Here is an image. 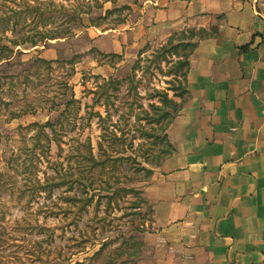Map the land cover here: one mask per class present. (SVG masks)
<instances>
[{"label":"rangeland","instance_id":"1","mask_svg":"<svg viewBox=\"0 0 264 264\" xmlns=\"http://www.w3.org/2000/svg\"><path fill=\"white\" fill-rule=\"evenodd\" d=\"M3 1L13 9L18 5L21 11L26 7H38V3H46L42 7L53 18L39 29L44 33H61L72 25L78 27L65 37L42 42L34 48L17 47L8 61L0 63V81L3 76L10 77L0 90V177L7 181L5 187L0 186V264H58L68 257L71 262L86 261L98 251L101 243L115 241L112 245L117 246L121 237L130 235L143 244L139 235L155 228L151 224L149 205L132 208V203L139 202V198L135 200L127 196L111 207L105 205L106 199L103 198L100 206L95 207L92 202L80 212L78 204L71 200L75 196H86L80 186L74 185L70 189L66 180L64 186L53 190L49 196L41 192L31 197L27 192L23 193L24 179L15 175L9 160L17 154H21L23 159L31 149L30 137L34 131L26 132L21 128L34 123H56L61 119V123L66 124L65 132L58 136L61 150L55 141L51 142L49 160L57 163L55 169L61 175L72 173L75 161L80 160L78 153L84 152L83 146L87 141H90L95 154L98 152L97 143L103 141L100 139L101 130L96 114L105 117V112L102 106L92 107L93 98L98 97L94 94L101 92L103 79L112 77L115 81L126 80L119 92L112 94L113 106L109 108L110 116L106 118L105 126L118 136L121 131L124 132L125 146L119 143L116 147L125 151L123 156L126 160L117 168V174L120 181L127 182L131 178L134 182L113 186V190L117 187L142 190L148 180H145L143 173H134L131 165L136 161L154 170L157 164L146 165L142 157L147 156L154 162L158 159L161 162L165 157L156 159L163 147L159 141L154 144V140L138 138L141 129L154 133L144 113L152 112L151 105L160 106L161 93H167L179 103V98H173L178 82L173 76L167 75L171 65L164 62L150 64L154 50L164 44L150 42L140 49L128 51L127 55L124 52L114 54L111 49L117 37L130 32L133 25L145 15L147 6H152L148 1L153 0H0V4ZM69 15L73 17L69 18ZM32 16L28 21L19 18V23H24L22 28L18 27L14 35L10 27L5 36L16 38L19 33L33 34L30 32V23H34L36 15L34 18ZM184 30L187 29L173 34ZM194 32L199 37L204 36L202 29ZM141 50L145 53L140 57L133 76L132 66ZM37 59L51 64H36ZM9 112L19 115L18 118L6 122ZM154 127L157 129V126ZM45 131L52 137L49 129ZM157 134L161 135L159 132ZM102 145L108 147L106 141ZM52 168H47L43 162L35 172V177L40 182L44 181V173L55 177ZM108 173L105 171L103 177L97 179L112 185L113 180H108ZM7 176L11 177V181ZM9 183L10 186H7ZM95 183L100 185V180ZM100 195L105 196L107 193L102 192ZM85 236L86 243L79 252L80 249L75 245ZM110 249H106L103 258L107 257ZM72 253L77 254L70 256ZM147 262L144 245L135 263ZM97 264H101V260Z\"/></svg>","mask_w":264,"mask_h":264},{"label":"crops","instance_id":"2","mask_svg":"<svg viewBox=\"0 0 264 264\" xmlns=\"http://www.w3.org/2000/svg\"><path fill=\"white\" fill-rule=\"evenodd\" d=\"M148 3L112 53L217 32L195 39L188 98L166 131L173 152L142 188L147 264H264V0Z\"/></svg>","mask_w":264,"mask_h":264},{"label":"trees","instance_id":"3","mask_svg":"<svg viewBox=\"0 0 264 264\" xmlns=\"http://www.w3.org/2000/svg\"><path fill=\"white\" fill-rule=\"evenodd\" d=\"M38 4V7L33 9L26 7L22 11L19 9L18 5H15L16 8L13 9L9 7L5 1L0 4V63L3 61H8L15 53V48L17 47L29 46L34 48L42 42L65 37L71 34L72 29H76L78 27L76 25H72L61 33L57 31L49 34L44 33L39 29L42 28L41 26L44 25L47 20L52 19L53 17L47 15L48 13L46 8L42 7L46 3H42L43 5L41 3ZM33 12L34 14L32 16ZM30 16H32V18H36L33 24L30 23V25H32L30 32L33 34L19 33L16 38H8L5 36L10 27H12V29H10L11 32L16 35V29L18 27L21 29L22 25L24 24L19 23V18L28 21ZM70 17H73V15H69V18ZM96 26L99 27V23H97ZM194 31L187 29L180 33L171 35L167 42L159 49L154 50V53L152 54V60L150 61V64H159L160 62H164L165 64L171 65L167 75L173 76L175 81L178 82V87L174 90L173 98H179L180 102L177 103L174 101L167 93H161L159 95L160 106L151 105L152 112L149 113L145 111V120H147V124L153 127L152 130L154 133L156 132V134L152 133L151 131L141 129L139 131L140 134L138 135V138L140 137L142 140H154V144L158 143L159 141L160 146L163 147H161L162 149L156 156V159L165 155L161 162L158 159V161H155L156 163L151 161L147 156L142 157L146 165L154 166L157 164L158 167L165 160V158L173 152V147L167 140L166 131L188 98L186 79L189 70V58L196 47L195 39L199 38V36ZM203 32V37H210L215 35L217 31L215 28H213L209 32L204 30ZM144 53L145 51L141 50L137 54V60L132 66L133 76L139 66L140 57ZM114 57L118 56L114 55ZM35 63L39 65L45 64L46 66L51 64V62H47L43 59H37L35 60ZM7 79H10V77H2V80L0 81V90L7 84ZM124 82H126V80L121 82L115 81L112 77H109L107 80L103 79L101 92L94 94L98 97L93 98L92 107L102 106L105 112V117H102L100 114H96L101 130L100 139L103 141H99L97 143L98 152L95 154L92 145L88 140L86 145L83 146L84 152L78 153L80 160L77 159L75 161L74 171H72L70 174L61 175V173L55 169V165H57V163L55 164L49 160L51 142L55 141L56 145L59 146V150H61L59 144L61 139L58 136H60V134L66 130V124L61 123V119H59V121L56 123L47 122L44 125L34 123L27 126L26 128L20 129L25 130L26 132L34 131L33 136L30 137L32 142L31 149L25 153L26 157L22 159L21 154H17L13 159L9 160L11 163L10 168L14 171L15 175H19L24 179L25 185H23V193L27 192L32 197L34 194L37 196L41 194V192H44L49 196L53 190L58 188L60 189L62 186H64L65 181L67 180L70 186L68 187L70 189H72L74 185L80 186L82 189L81 192L85 193L86 195L83 198H77L75 196L71 199L73 203L78 204L77 207L79 208L80 212L89 207L92 202L95 203V207L100 206L101 200L103 198L106 199L105 205L108 207H111L113 203L118 205V200L124 199L127 196H131L135 200L139 198V202L136 201L135 204L132 203V208L138 209L142 204L148 205L142 190L135 189L133 187H117L113 190V186L131 184L134 182L131 178H129L127 182L120 181V178L117 174L119 171L117 168H119L122 162L126 160V158L123 156L125 151H122L116 147L119 143L120 146H125L126 141L124 139V132L121 131L120 135L118 136L115 131H111L105 126L106 118L110 116L109 108L110 106H113L111 99L114 97V95L112 94L119 92ZM178 91H180L179 94H177ZM3 104L4 106L6 105L5 103ZM115 112H118L117 109H115ZM18 116L19 115L13 112H9L5 121L8 122L10 120L16 119ZM154 126H157V129ZM113 128L115 127L113 126ZM45 129L50 130L52 137H50ZM157 132L161 133V135H158ZM104 141L107 142V148H104L102 145V142ZM114 155L116 157H114ZM43 162L47 164V168L53 167L52 169L55 172V177L47 176L44 173V181L40 182L39 179L35 177V172L37 171L39 165H41ZM134 162L135 163L133 166L131 165V167L134 168L133 172L143 173L145 180H149L153 174V169L146 168L136 161ZM105 171L109 172L108 174H110V177L108 180H113L112 185H110L108 181L97 179V177L102 178ZM7 179L11 181V177L7 176ZM97 180H100V185H96L97 183L95 182ZM6 182L7 181H4V179H1L0 186L5 187ZM10 184L11 183H9L7 186H10ZM89 192L92 193L89 194ZM102 192H106L107 195H100ZM151 212L153 215L152 209ZM86 239V236L81 237L76 243L75 246L80 249L79 252L83 250V244L86 243L84 240ZM114 243L115 241H106L101 243L98 251H96L93 256L88 258L86 261L71 262L70 257H68L66 261L59 262L58 264H97L100 260L101 264H136V258L139 256L140 250L144 246L143 244L137 242L132 235L128 237H121V241L117 246L112 245ZM107 248L111 249L107 251V257L103 258L102 255ZM75 254L77 253H72L70 256Z\"/></svg>","mask_w":264,"mask_h":264}]
</instances>
